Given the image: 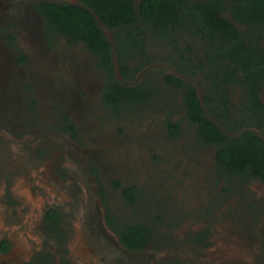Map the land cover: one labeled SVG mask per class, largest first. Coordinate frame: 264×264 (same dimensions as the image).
I'll list each match as a JSON object with an SVG mask.
<instances>
[{
  "label": "rangeland",
  "instance_id": "rangeland-1",
  "mask_svg": "<svg viewBox=\"0 0 264 264\" xmlns=\"http://www.w3.org/2000/svg\"><path fill=\"white\" fill-rule=\"evenodd\" d=\"M103 30L114 43L113 32ZM186 38L189 43L178 45L177 50L164 40L147 36L146 53L152 61L127 85L148 77L151 87L161 88V95L119 112L103 105L105 74L84 46L58 40L47 52L34 53L30 67L13 74L7 84L19 88L6 89L14 109H8L6 117L13 116L16 123L2 116L0 124L7 127L9 120L16 136L31 134L33 140L15 143L9 133L0 136V243L10 231L15 245L8 264H25L40 247L42 237L29 225L50 203L67 213L73 236L80 228L89 231L85 218L90 212L85 211L84 203L86 188L94 179L108 188L104 202L120 220L149 221L162 238L155 249L164 257L210 264L209 253L220 237L232 233L243 238L241 246L247 252H254L248 264H264L263 197L252 187L224 189L228 195L220 197L226 183L212 172L206 160L209 153L201 150L194 152L195 157L186 155L191 128L185 126L181 142L172 140L165 128L168 119H180L183 112L178 92L163 78V74H181L171 58L178 61L181 53L203 58V46L193 35ZM187 44L191 45L189 52L184 50ZM130 65L141 63L131 61ZM116 77L120 82L124 79L117 65ZM182 77L200 86L205 83L203 76ZM88 79L92 88L84 86ZM65 115L77 126L76 133L61 128ZM18 145L21 151L15 152ZM53 158L59 159V167H41L34 175L37 162L40 165ZM90 174L94 175L91 182ZM118 182L120 188L115 185ZM125 186L140 190V202L134 207L123 200L121 188ZM203 231L209 234L208 246H199L198 242L206 240L195 237ZM54 253L59 254L58 250Z\"/></svg>",
  "mask_w": 264,
  "mask_h": 264
},
{
  "label": "trees",
  "instance_id": "trees-1",
  "mask_svg": "<svg viewBox=\"0 0 264 264\" xmlns=\"http://www.w3.org/2000/svg\"><path fill=\"white\" fill-rule=\"evenodd\" d=\"M79 1L81 5L43 3L40 7L51 34L66 37L70 43H82L105 74L104 106L119 112L161 95V88L151 87L148 77L133 86L116 77V65L127 80L135 78L151 63L146 53L148 35L172 44L177 50L178 45L189 43L186 36L193 35L194 41L203 46V58L181 53L178 61L174 58L171 61L181 74L203 76L204 85L214 87L206 94L204 104L217 122L206 115L191 82L174 74H163L165 84L183 91L187 117L196 124L199 139L218 146L216 159L220 171L252 176L264 183V140L252 131L229 137L220 127V124L228 129L237 126L227 123L232 117L231 102L221 89L223 85L245 87L249 104H244L243 114L259 117L258 113L264 111L260 98L264 85V0ZM98 20L113 32L114 43ZM190 49V44L184 48L187 52ZM131 61L141 65L132 67ZM166 125L172 135L179 132L180 126L173 119H168ZM123 193L129 202H138L137 187H126ZM153 234L150 223L137 221L126 227L122 238L130 249H140L152 241Z\"/></svg>",
  "mask_w": 264,
  "mask_h": 264
},
{
  "label": "flooded vegetation",
  "instance_id": "flooded-vegetation-1",
  "mask_svg": "<svg viewBox=\"0 0 264 264\" xmlns=\"http://www.w3.org/2000/svg\"><path fill=\"white\" fill-rule=\"evenodd\" d=\"M43 3L81 5L79 0H0V119L2 116H4V119L9 117H6L8 109L14 110L10 108L13 103L10 99V92L6 94V89L8 87L11 89L15 87L16 89L19 88L15 85H8L7 83L12 79L17 69L24 70L30 67V61L33 55H35L34 53L43 54L44 50L47 52L49 45H53L61 39L65 40L68 45L76 44L84 46L82 43H70L66 37L59 36L55 33L51 34L40 7ZM99 21L100 20H98V23ZM262 35L264 36V32ZM176 75L184 80L182 76L185 74L177 73ZM85 82L84 86L87 88H92L94 86L90 79ZM121 82L128 84L130 79H123ZM130 86L132 85L130 84ZM193 86L196 88L198 97L205 108L206 115L217 122L214 115L210 113L209 109L205 107L204 104L206 94L213 90L214 87H208L207 85L200 86L199 83H194ZM172 88L178 92V100L183 112H181L180 119L178 117L174 120V122L180 126L177 134L172 135L168 131L166 125L167 121L165 122V128L167 129L169 137L174 141L181 142L184 133L183 130L186 128L185 126L188 125L191 128L192 132L189 134L192 135V140L188 147L190 148L192 145H194V147L191 149L193 152L188 148V153L186 155L195 157L194 152H199L201 150H205V152L209 153V157H206V160L210 162L212 172H214L215 176L219 175L222 184L226 183L225 187L222 188L220 197L228 195V191H224V189L232 187H252V189H256L255 191L257 194L261 195L264 200V183L259 178H254L252 176L245 177L243 175H227L226 172L220 171L216 159L218 146L215 144L207 145L199 139L196 124L192 123L187 117L183 101V91L176 87ZM221 89L229 95L231 102L229 112L232 117L229 120L227 119V123L232 126L237 123V126L233 127V129H228L220 124L223 132L229 137H239L244 131H252L264 140V111L258 113L259 117H250V115L243 114V111H245L244 104H249L247 100L248 96L246 97L244 92L245 87L238 84H228L227 86H221ZM260 90V98L264 104V85L261 86ZM210 96H213V94H210ZM236 96L239 100H235ZM80 97L79 95V106L82 105ZM101 99H103V97ZM30 111L32 110L30 109ZM28 119L31 120V114H29ZM9 120L13 123L9 122ZM9 120L7 127H5V123L3 125L0 124V136L3 134L6 136L7 133H9L15 143L24 141L32 142L33 138L30 136L31 134L25 135L19 133V135L16 136L12 132L11 125L16 123L15 118L11 116ZM27 123L28 122H26V124ZM21 124L22 123L18 125ZM9 127H11L10 130H7ZM31 127H33V125ZM31 127L29 128L30 130L32 129ZM63 127L70 133H76L78 131L77 126L68 115L63 117V126L61 128ZM68 132L66 134L71 137V134ZM19 148L20 146L16 148L15 152H20L21 150ZM183 152L186 151L183 150ZM23 156H25V154ZM42 164L44 165L42 166ZM53 166H60L59 159H48L41 162L40 165L37 162L34 168L36 170L33 171L34 175H37L41 167L52 169ZM58 177L59 176L56 175V178ZM93 177L94 175L90 174V182ZM91 183L92 185H88L86 188L88 194L85 195L86 201L84 203L86 208L85 211L90 212L89 217L87 219L85 218V223H87L89 231H82L80 228L77 229V233L73 236L69 231L67 213L55 204H48L44 207L43 212L41 211L39 213V217L33 219L29 225V228L34 233L42 237V242H40V247L36 249L37 251L25 262V264H78L80 261L85 264H187L181 259L177 260L171 257H164L159 251L157 252V248L155 249V247H157V243H159L162 238H158L155 229L152 241L143 248L130 249L127 247L123 242L122 233L128 225L130 226L133 222L137 221L127 222L120 220L104 202L109 193L108 188L105 189L101 183L97 184L95 179ZM115 185L119 188L121 187L119 182L115 183ZM126 187L135 186H125L121 188L125 204L134 207L140 202V190H138L139 200L134 204L129 202L124 196L123 189ZM142 222L149 223L148 220ZM221 231H224V228ZM236 236L237 235L232 233H225L220 237V243L209 253L210 264H248L250 256L253 255L254 252H247L246 248L241 246V240L243 241V238ZM262 236L261 234V237ZM195 237L206 240L205 243L198 242L199 246L209 245V234L206 231L196 234ZM250 239L251 237L247 239L248 242ZM14 247L15 245L11 239V232L7 231L6 236L0 243V264L9 263ZM55 250H58V255H55Z\"/></svg>",
  "mask_w": 264,
  "mask_h": 264
},
{
  "label": "water",
  "instance_id": "water-1",
  "mask_svg": "<svg viewBox=\"0 0 264 264\" xmlns=\"http://www.w3.org/2000/svg\"><path fill=\"white\" fill-rule=\"evenodd\" d=\"M99 24L102 28L106 29V27L99 21Z\"/></svg>",
  "mask_w": 264,
  "mask_h": 264
}]
</instances>
